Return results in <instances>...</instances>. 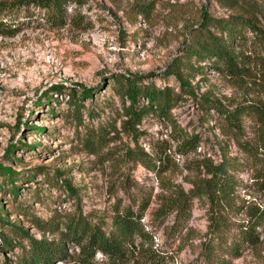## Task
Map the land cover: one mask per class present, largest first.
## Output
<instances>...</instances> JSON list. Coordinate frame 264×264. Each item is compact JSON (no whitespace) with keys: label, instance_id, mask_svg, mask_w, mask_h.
I'll list each match as a JSON object with an SVG mask.
<instances>
[{"label":"rangeland","instance_id":"374dc122","mask_svg":"<svg viewBox=\"0 0 264 264\" xmlns=\"http://www.w3.org/2000/svg\"><path fill=\"white\" fill-rule=\"evenodd\" d=\"M203 9L215 17L241 10L225 0H85L66 3L61 24L52 22L46 9L33 2L8 11L5 20L15 33L0 34V159L7 160L4 155L15 143L13 154L18 160L12 166L20 169L16 181L20 190L15 195L5 186L0 199L12 222L42 237L37 221L83 214L108 231L117 207L137 208L144 197H150L142 220L155 232V246L171 255L167 264H217L201 253L200 237L208 225L204 199L194 197L191 202L186 220L194 231L186 237L181 236L185 229L179 236L168 234L175 213L163 224L152 220L159 193L175 184L190 189L205 174L204 161L229 157L243 161L235 171L239 208L232 219H243L247 206H264V183L256 176L264 175L259 172L262 163L247 162L234 130L211 103L220 101L229 108L264 106L263 47L245 28L246 38L234 41L236 50L246 55L243 72L237 75L227 73L214 58L198 60L190 46L203 31ZM208 26L226 37L213 24ZM174 66L182 69L186 85L173 73ZM120 75H137L179 94L169 116L150 114L143 119L137 139L122 130L123 102L114 80ZM54 84L67 90L47 98L45 92L51 93ZM70 88L77 98L69 94ZM141 101L147 100L142 97ZM260 128L258 116L245 115L243 139L257 144ZM184 134L193 140L187 151L180 146ZM21 138L31 145L21 144ZM129 147L169 161H158V171L151 169L127 156ZM259 157L264 154L260 152ZM10 235L16 240L11 245L0 237V262L5 256L17 261L30 248L26 234L10 231ZM65 244L69 253L80 249L70 239ZM103 257L101 251L96 253V259ZM229 258L231 264H264V256L250 246L240 257ZM52 264L75 262L59 257Z\"/></svg>","mask_w":264,"mask_h":264},{"label":"trees","instance_id":"16d2710c","mask_svg":"<svg viewBox=\"0 0 264 264\" xmlns=\"http://www.w3.org/2000/svg\"><path fill=\"white\" fill-rule=\"evenodd\" d=\"M85 0H0V34H14L15 28L5 20L8 11L15 7L34 3L46 9L54 23L61 24L65 20V5L68 2L82 3ZM231 7H238L239 12L228 16L215 17L206 9L202 10L201 29L198 37L190 50L196 54V58H214L221 61L227 73L237 75L243 72L242 65L245 54L237 51L234 41L246 38L245 28H249L259 39L264 51V0H225ZM219 28L226 37L218 31L212 30L208 25ZM182 58L178 59V62ZM264 66V55L262 59ZM191 65V64H190ZM173 67V73L181 80L183 85L188 81L180 67ZM193 66V65H191ZM120 75L114 78L117 81V92L123 102L124 118L122 130L131 134L136 139L141 132L139 124L150 114L169 116L175 104L178 93L170 86H158L154 82H144L142 79ZM65 86L54 84L51 93L45 92L47 98L53 97L54 93L65 92ZM86 92L92 93L91 89L85 88ZM69 94L74 98L76 91L70 88ZM147 101H141V98ZM41 101V98L39 99ZM214 107L223 117L225 123L234 130L238 142L247 154V162L262 163L264 172V106L259 103L238 104L233 108L221 105L220 101H212ZM247 114L258 116L261 124L257 144L243 139L242 122ZM30 128H41L26 123ZM36 141H34L35 143ZM21 144L31 145L25 139H20ZM193 144L192 137L183 136L180 146L183 151ZM15 143L7 150L4 158L0 159V189L5 186L10 188L15 195L19 193L20 185L17 179L20 169L12 166L18 160L13 154ZM257 149V150H256ZM261 151H260V150ZM256 150V152H255ZM127 156L143 163L147 167L159 170V163H168L169 159L164 156H156L151 152L138 147H129ZM168 158V156H167ZM243 161L239 158H227L219 162L204 161L202 166L205 174L194 180L193 186L186 190L182 184L167 187L158 194L159 204L152 210V220L159 224L165 222V218L175 213L174 222L167 227L169 236L181 234L186 237L194 231L192 226L187 225L189 208L194 197H199L207 203L208 225L205 233L200 237L202 255L210 263L231 264V258L240 257L247 246L254 249L256 254L264 256V206L251 205L245 210V217L240 221H234V212L239 208L236 205V188L238 180L235 171L241 168ZM261 165V164H260ZM255 166V164H254ZM260 183H264V175H256ZM69 189L74 187L69 179L64 180ZM150 204V197H144L143 203L137 208L133 205L117 207L112 216V226L107 231L101 223L90 220L83 214H65L64 217L51 216L37 221L42 237L32 235L28 228L16 222H12L10 216L0 199V237L6 245L16 242L11 237L10 231L15 234H26L30 241V248L25 249L17 257V261L5 256L0 264H52L54 259L63 257L75 262V264H167L171 255L167 249L155 246L153 229L147 228L143 222L144 214ZM58 233L59 237H50L46 233ZM76 242L80 249L72 254L66 248L65 241ZM138 239V240H137ZM103 253L102 260L96 259V253Z\"/></svg>","mask_w":264,"mask_h":264}]
</instances>
